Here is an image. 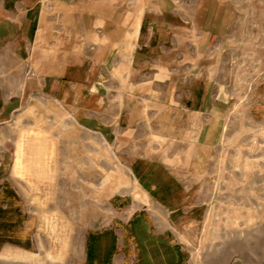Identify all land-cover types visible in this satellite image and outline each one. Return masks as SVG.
I'll list each match as a JSON object with an SVG mask.
<instances>
[{
	"label": "rangeland",
	"instance_id": "374dc122",
	"mask_svg": "<svg viewBox=\"0 0 264 264\" xmlns=\"http://www.w3.org/2000/svg\"><path fill=\"white\" fill-rule=\"evenodd\" d=\"M236 2L234 28L199 64V85L209 94L199 145L189 146L199 156L190 162L199 173L190 178L199 207L169 208L181 205L182 186H169L161 160L148 171L138 161L153 193L133 170L141 153L169 152L159 134L147 130L141 143L123 145L37 96L0 118V264H171L186 259V246L191 264L260 260L264 0Z\"/></svg>",
	"mask_w": 264,
	"mask_h": 264
},
{
	"label": "crops",
	"instance_id": "0c3cea01",
	"mask_svg": "<svg viewBox=\"0 0 264 264\" xmlns=\"http://www.w3.org/2000/svg\"><path fill=\"white\" fill-rule=\"evenodd\" d=\"M236 1L0 0V118L46 95L123 145L155 132L169 152L164 147L161 158L145 151L133 159V170L153 193L156 184L147 187L138 161L149 163L148 171L161 160L173 179L169 186H182L181 205L169 208L199 207L190 181L199 175L190 163L199 156L189 148L199 145V116L209 98L199 85V64L234 28ZM180 145L185 149L178 151ZM164 192L172 200L174 190ZM185 250L186 259L171 264H191ZM222 264H264V253L256 263Z\"/></svg>",
	"mask_w": 264,
	"mask_h": 264
}]
</instances>
